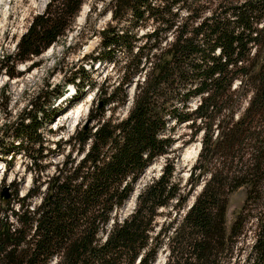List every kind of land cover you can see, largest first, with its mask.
<instances>
[{"label": "trees", "instance_id": "obj_1", "mask_svg": "<svg viewBox=\"0 0 264 264\" xmlns=\"http://www.w3.org/2000/svg\"><path fill=\"white\" fill-rule=\"evenodd\" d=\"M86 1L50 0L8 59V77L67 38ZM94 2L89 13L101 2L99 13L110 11L112 23L95 31L101 51L92 61L130 58L117 84L106 79L97 88L93 126L63 143L69 152L53 174L42 182L40 172L24 197L16 195L17 212L1 207L0 264H154L163 248L164 264H264V0ZM39 99L11 130V150L34 167L47 156L42 131L55 114L52 101ZM187 122L199 123L208 176L192 205L184 210L198 177L184 190L166 168L122 219L142 174L170 153L176 126ZM240 189L245 199L228 231L229 199ZM172 203L174 220L158 227L159 210Z\"/></svg>", "mask_w": 264, "mask_h": 264}, {"label": "rangeland", "instance_id": "obj_2", "mask_svg": "<svg viewBox=\"0 0 264 264\" xmlns=\"http://www.w3.org/2000/svg\"><path fill=\"white\" fill-rule=\"evenodd\" d=\"M49 1L0 0V196L5 187L10 188L9 193L11 195L9 202H7L8 206H6L7 204L3 206L0 198V211H3L1 207L5 209L8 207L17 212L19 207L16 203V195L18 199L24 197L40 172L42 182L53 174L54 166L63 162L64 156L69 152L68 145H63V143L77 131L82 130L84 124L89 121L92 108H100L99 103L102 99H98L99 96L96 95L97 88L106 79L110 80L107 86L112 87L117 84L120 77L119 70L124 62L130 58L128 55L123 56L117 53L114 62L92 61L101 51V41L95 35V31H102L112 22L110 11L99 13L101 2L96 4L97 11L90 14V9L95 6V2L94 0H87L83 4L76 18L75 26L67 38L50 47L40 57L24 64H18L16 72L21 75L10 79L6 72H11L12 63L8 59L14 55L16 45L27 31L32 18L42 14ZM149 31L150 27L140 30L138 34L142 36ZM33 63L37 66L32 69ZM77 84L81 90L79 93L76 90ZM91 84L95 85L89 88ZM237 84L238 81L234 85ZM71 86L74 87L76 93L69 97L67 94H69ZM63 87H65L63 96L54 100L53 97L56 98V94L60 93ZM111 90L110 88L109 91ZM127 91L128 102L116 114L120 118L127 114L131 105L133 87ZM102 96L101 94L100 97ZM37 98H40L39 104L52 101L51 113H55L42 131V136L45 138L44 147L47 148L44 154L47 156L39 163L40 167L32 166L30 159L21 151L16 148L11 150L10 147L13 142L15 146L17 145V141L12 138L13 126L24 110H30L31 102ZM198 101V99H194L190 103L192 110L198 105ZM79 107L82 111L81 117L74 121L72 113L77 111ZM92 126L93 123L91 122L88 127ZM198 126L199 123L192 125L190 122L176 126L173 133L175 143L170 153L157 159L142 174L132 197L125 204L126 208H122L120 211L122 219L133 212L135 203L133 204L131 200L136 199V196L153 179L160 177L166 168L174 169V183H179L184 190L189 189L192 174L195 175V180L201 176L199 184L192 189L184 210L192 205L208 178V176L201 175L204 159L200 158L202 133H196ZM11 156L14 157L12 160ZM244 199L245 191L243 189L238 190L230 197L226 215L228 231ZM39 201L40 197L35 198L31 202L32 207L39 204ZM174 204L172 203L167 209L159 210L158 227L167 226L170 220H174ZM184 210L181 211V215ZM9 220L14 222L12 217ZM250 226L251 224H249ZM165 256L166 251L163 248L154 264H164Z\"/></svg>", "mask_w": 264, "mask_h": 264}, {"label": "water", "instance_id": "obj_3", "mask_svg": "<svg viewBox=\"0 0 264 264\" xmlns=\"http://www.w3.org/2000/svg\"><path fill=\"white\" fill-rule=\"evenodd\" d=\"M102 104L100 103L99 104V107L101 106ZM90 124V120L89 121H87L85 124H84V126H83V129L84 130H86L87 128H88V125ZM201 179V176L198 178V180H200ZM9 187H5L4 189H3V191H2V193H1V196H0V198H1V203H2V205L3 206H5L6 204H7V202L10 200V198H11V195H10V193H9ZM137 197V196H136ZM131 202L134 204L135 203V199L133 198V201L131 200ZM124 208H126V206H124Z\"/></svg>", "mask_w": 264, "mask_h": 264}, {"label": "bare ground", "instance_id": "obj_4", "mask_svg": "<svg viewBox=\"0 0 264 264\" xmlns=\"http://www.w3.org/2000/svg\"><path fill=\"white\" fill-rule=\"evenodd\" d=\"M81 113H82L81 107H79L77 111L72 113L74 121H76L78 117H81Z\"/></svg>", "mask_w": 264, "mask_h": 264}]
</instances>
